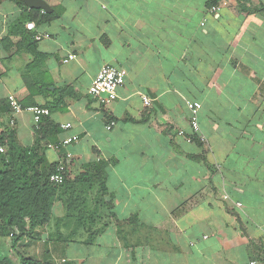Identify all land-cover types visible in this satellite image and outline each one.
I'll use <instances>...</instances> for the list:
<instances>
[{
	"label": "crops",
	"instance_id": "0c3cea01",
	"mask_svg": "<svg viewBox=\"0 0 264 264\" xmlns=\"http://www.w3.org/2000/svg\"><path fill=\"white\" fill-rule=\"evenodd\" d=\"M45 1L50 13L0 0V101L50 106V143L79 141L48 149L47 160L72 153L70 180L106 163L107 192L92 194L100 200L93 243L83 231L64 240L58 201L42 236H54L45 258L24 250L31 238L7 237L13 261L264 264V0H218L226 5L216 14L214 0ZM37 32L50 38L36 41ZM69 54L77 58L64 63ZM105 65L126 73L109 106L88 94ZM26 78L41 93L31 97ZM186 99L203 105L208 145L178 135L192 133ZM11 129L32 147V112Z\"/></svg>",
	"mask_w": 264,
	"mask_h": 264
},
{
	"label": "trees",
	"instance_id": "16d2710c",
	"mask_svg": "<svg viewBox=\"0 0 264 264\" xmlns=\"http://www.w3.org/2000/svg\"><path fill=\"white\" fill-rule=\"evenodd\" d=\"M12 1L27 9L23 1ZM217 1L214 0L210 5ZM43 17L51 18L52 15L45 14ZM26 81L31 97L41 93L38 88H32L31 78H26ZM22 106L26 108L25 104ZM47 108L50 110V106ZM10 111V102L0 101V238L13 234L11 238L15 244L24 237L41 240L53 218V208L60 201L64 204L65 216L57 220L56 225H62L70 232L64 236V240L78 241L77 235L83 231L89 234L83 242L93 243L98 233L95 232V224L100 214V200L92 194L98 191L100 196L107 192V164L90 163L85 172L73 180L68 178L61 185L51 182L50 176L56 171L58 163L50 164L45 154L50 145L58 143H50V130L55 128L50 117H43L39 125L36 128L34 126L35 142L32 147H24L17 141L15 130L4 122ZM55 131L57 129L52 130V133ZM53 239L52 235L50 241ZM51 262L19 256L18 264ZM0 264L16 263L12 258L0 256Z\"/></svg>",
	"mask_w": 264,
	"mask_h": 264
},
{
	"label": "built area",
	"instance_id": "2783aa9c",
	"mask_svg": "<svg viewBox=\"0 0 264 264\" xmlns=\"http://www.w3.org/2000/svg\"><path fill=\"white\" fill-rule=\"evenodd\" d=\"M226 5L224 2L218 3L210 7V12L212 14L219 13ZM27 28L29 30H36V26L34 23L27 24ZM50 38L48 34H41L38 33L35 35L36 41H41L42 39ZM2 46V41L0 40V47ZM77 58L75 54H69L67 59L64 60V63H68L73 61ZM0 66H1V59H0ZM3 81L2 73L0 70V84ZM126 82V73L124 70L120 69L119 67L113 65H105L101 68L98 75L93 79L88 94L95 99L101 106H109L114 101L118 99V90L124 86ZM10 102L11 112L9 115V125L10 127H14L16 122V117L20 113L24 111H30L33 113L34 118V126L35 128L39 125L43 117L50 116V110L45 107L41 106H34L30 108H24L13 95H10L8 98ZM143 100L147 106L152 103V100L148 97L143 96ZM187 108L190 113V125L192 133L188 135L184 130H179L178 135L184 137L188 143H194L196 140L203 145H208V138L203 133L201 122H200V113L202 110V103L199 101H192V100H185ZM115 122H111L108 126V129H112L115 126ZM65 129L71 128L70 124L64 125ZM79 141V136L74 135L64 139L63 141L59 142L56 145H50L49 148L61 152L63 149L71 146L72 144ZM4 152V149H1ZM74 156L72 153L67 152L65 156L59 161L56 171L50 176V181L56 183L58 185L63 184L68 178V169L69 166L72 164ZM241 206V204H239ZM13 237V234L11 235ZM52 264H67L68 260L63 259H53L51 260ZM244 264H261L257 260H251Z\"/></svg>",
	"mask_w": 264,
	"mask_h": 264
},
{
	"label": "rangeland",
	"instance_id": "374dc122",
	"mask_svg": "<svg viewBox=\"0 0 264 264\" xmlns=\"http://www.w3.org/2000/svg\"><path fill=\"white\" fill-rule=\"evenodd\" d=\"M0 22H1V17H0ZM6 240L7 237L0 238V256L11 258L12 255L10 254L9 248L6 245ZM49 241H50L49 237L45 235L43 239L33 242L31 246H29L27 249L24 250L30 251V253L36 255V257L45 258L47 250L49 249ZM13 258L17 260L16 253L13 254Z\"/></svg>",
	"mask_w": 264,
	"mask_h": 264
},
{
	"label": "water",
	"instance_id": "95a60500",
	"mask_svg": "<svg viewBox=\"0 0 264 264\" xmlns=\"http://www.w3.org/2000/svg\"><path fill=\"white\" fill-rule=\"evenodd\" d=\"M27 7L35 10H42L46 13H50L51 9L45 0H23Z\"/></svg>",
	"mask_w": 264,
	"mask_h": 264
}]
</instances>
